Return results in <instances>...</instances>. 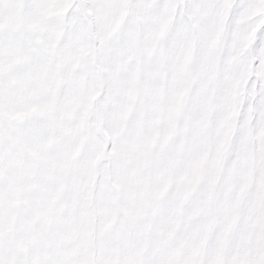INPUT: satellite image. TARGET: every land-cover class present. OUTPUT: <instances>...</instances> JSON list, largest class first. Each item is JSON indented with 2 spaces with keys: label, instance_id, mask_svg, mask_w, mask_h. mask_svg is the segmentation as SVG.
<instances>
[{
  "label": "snow or ice",
  "instance_id": "obj_1",
  "mask_svg": "<svg viewBox=\"0 0 264 264\" xmlns=\"http://www.w3.org/2000/svg\"><path fill=\"white\" fill-rule=\"evenodd\" d=\"M0 264H264V0H0Z\"/></svg>",
  "mask_w": 264,
  "mask_h": 264
}]
</instances>
